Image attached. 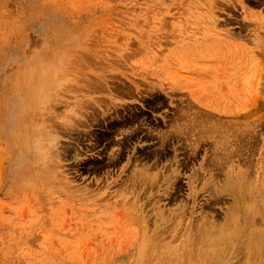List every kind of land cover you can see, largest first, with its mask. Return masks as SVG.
Instances as JSON below:
<instances>
[{
    "label": "rangeland",
    "instance_id": "obj_1",
    "mask_svg": "<svg viewBox=\"0 0 264 264\" xmlns=\"http://www.w3.org/2000/svg\"><path fill=\"white\" fill-rule=\"evenodd\" d=\"M262 235L264 0H0V264H264Z\"/></svg>",
    "mask_w": 264,
    "mask_h": 264
},
{
    "label": "bare ground",
    "instance_id": "obj_2",
    "mask_svg": "<svg viewBox=\"0 0 264 264\" xmlns=\"http://www.w3.org/2000/svg\"><path fill=\"white\" fill-rule=\"evenodd\" d=\"M210 116H211V115H210ZM200 117H201V116H200ZM184 122H185V121H184ZM209 122H210V121H209ZM208 124H209V123H208ZM239 133H240V132H239ZM243 134H245V133H243ZM243 134H242V135H243ZM232 136H233V135H232ZM229 144H230V143H229ZM234 144H235V143H234ZM222 161H223V160H222ZM235 181H236V180H235ZM235 181H234V182H235ZM234 184H235V183H234ZM235 186H236V185H235ZM237 186H238V185H237ZM233 188H234V187H233ZM237 189H239V186L236 188V190H237ZM244 208H245V206L242 208L243 211L245 210ZM246 209H247V208H246ZM246 211H247V210H246ZM250 211H251V209H250ZM244 212H245V211H244ZM252 212H253V211H252ZM255 212H257V211H255ZM253 215H254V212H253ZM257 232H258V231H257ZM255 236H256V235H255ZM251 237H252V236H251ZM262 237H263V239H262ZM253 238H254V236H253ZM253 238H252V240H253ZM254 239L256 240V238H254ZM255 240H254V241H255ZM258 240H260V239H258ZM258 240H256V244H258V243L261 242V241H258ZM261 240H262V243H263V242H264V235L261 236ZM248 243H249V241H248ZM248 243H247V244H248ZM251 243H252V242H251ZM261 245H263V244H261ZM254 246H255V245H254ZM257 246H258V245H257ZM251 247H252V246H251ZM251 247H250V249H251ZM261 247H262V246H261ZM262 248H263V247H262ZM260 249H261V248H260ZM253 250H254V249H253ZM261 250H262V249H261ZM263 251H264V250H263ZM263 251H262V252H263ZM255 253H256V252H255ZM259 253H261V252H259ZM261 254H263V253H261ZM261 254H260L259 256H261ZM255 255H256V254H255ZM256 257H258V256H256ZM259 258H260V257H259ZM193 262H194V261H193Z\"/></svg>",
    "mask_w": 264,
    "mask_h": 264
}]
</instances>
